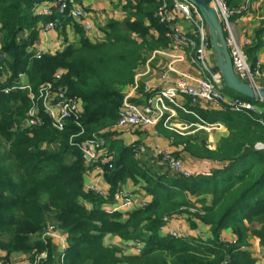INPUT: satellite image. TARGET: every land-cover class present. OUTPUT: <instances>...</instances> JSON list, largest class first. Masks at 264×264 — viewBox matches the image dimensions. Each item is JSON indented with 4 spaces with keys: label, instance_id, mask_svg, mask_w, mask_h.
<instances>
[{
    "label": "trees",
    "instance_id": "1",
    "mask_svg": "<svg viewBox=\"0 0 264 264\" xmlns=\"http://www.w3.org/2000/svg\"><path fill=\"white\" fill-rule=\"evenodd\" d=\"M47 1L51 0H0V41L11 76L25 73L33 90L60 73L58 84L69 97L81 101L82 132L70 124L62 131L53 130L46 119L40 128L22 129L19 125L29 107L26 92L0 93V249L7 254L41 250L43 245L33 233L55 224L67 235L64 264H256L244 248V239L249 232L264 250V152L254 148L257 142H264V102L252 101L257 110L248 112L206 111L185 104L205 122L222 123L228 131L214 150L196 145L189 148L222 165L209 175L188 179L167 173L149 176L122 141L110 142L108 152L115 158L105 176L111 190L130 178L142 183L152 200L124 220H119L118 212L105 214L97 196L83 190L86 167L76 144L90 137L117 135L113 126L144 54L168 47L166 26L154 16L157 2L125 0V17L106 22L101 42H90L77 22L64 19L63 26L80 27L78 42L36 59L37 22L47 18L37 14L35 6ZM225 3L233 15L244 0ZM259 48L258 44L244 48L251 65ZM134 90L147 94L139 84ZM71 136L74 145L69 143ZM166 187L170 192L163 191ZM186 193L211 197L195 216L211 229L212 238H155L162 215L180 206L191 207L184 201ZM177 194L180 201H171ZM251 223L257 227L249 230ZM143 224L149 235L140 254L126 255L117 247L104 245L105 235L129 239ZM225 228L237 236L236 243L219 240ZM49 250L48 264H56Z\"/></svg>",
    "mask_w": 264,
    "mask_h": 264
},
{
    "label": "built area",
    "instance_id": "2",
    "mask_svg": "<svg viewBox=\"0 0 264 264\" xmlns=\"http://www.w3.org/2000/svg\"><path fill=\"white\" fill-rule=\"evenodd\" d=\"M152 1L157 2L154 16L158 23L166 26L165 36L169 40L166 49L155 50L153 53L162 52L168 55L172 59L169 64L170 70H173L172 64L174 63H189L196 69V75L176 72L177 75L170 84L153 92L150 88H145L147 94L141 104L130 102L128 96H125L113 128L122 131L137 126L150 127L160 121L166 122L174 115V107L185 114H192L190 109L179 102L180 99H186L190 107L200 105L206 111H254L255 107L251 102L239 97L227 99L228 97L222 92L223 85L219 72L217 70L213 73L212 68H215V65L210 64L213 60V53L209 44L208 32L197 9L187 0ZM204 1L214 9L220 21L235 75L241 82L257 87L251 83L261 76L260 69L263 64L256 60L251 65L248 61L244 51L247 42L242 43L234 32V22L231 21L232 11L227 9L224 0ZM244 7L243 5L238 12L244 10ZM35 11L47 18L45 22L42 21L38 25V35L45 39L46 44L35 50L34 58L36 59L44 54L53 55L63 49L62 46L59 48L49 46L46 38L47 34L52 32L53 28L61 24L64 19L76 21L87 38L92 37L91 35L95 32L87 13L73 0H51L40 3L35 6ZM182 24H185L188 29L185 30ZM99 34L98 42H101L104 39V32L100 31ZM60 77L59 72L55 73L52 81H47L33 90L25 73H18L14 78L11 76L7 65V55L0 45V93L24 91L29 101V107L24 119L20 122V128H40L46 119L48 126L53 130L62 131L69 124L81 129V101L67 95L66 88L58 84ZM135 88L136 83L132 86V90ZM81 132L82 129L79 134ZM72 138L73 136L70 137L69 143L74 145ZM103 143L104 138L90 137L76 145L87 169L90 167L89 170L100 173L103 165L111 160L109 152L108 154L101 152L102 149L105 150ZM254 148L264 151V144H255ZM152 151L160 163L166 165L174 174L183 178L190 176L183 161L174 157L173 152L168 148L154 145ZM86 191L105 200L100 209L108 215L114 212L127 213L145 207L150 202L149 198L137 202V195L122 191L108 196L105 190L92 184L86 187ZM169 234L171 238L180 237L171 231ZM36 240L43 245V249H33L27 254L19 252L7 254L0 250V264H48L49 249H52L56 264L65 263L66 238L54 224L43 226ZM142 249L143 246L138 244L132 247L131 254H140ZM262 260L264 262V255Z\"/></svg>",
    "mask_w": 264,
    "mask_h": 264
},
{
    "label": "rangeland",
    "instance_id": "3",
    "mask_svg": "<svg viewBox=\"0 0 264 264\" xmlns=\"http://www.w3.org/2000/svg\"><path fill=\"white\" fill-rule=\"evenodd\" d=\"M224 3H225V0H224ZM243 5L245 6L244 10H241L242 12H240V14H239V16H241V17H239L237 15L238 16L237 18H239V19L242 18V19L237 23L234 22L235 17L233 14L231 17V21L234 22V32H235L237 38L239 40H241L242 43L244 41L247 42V45L245 47H249V46L252 47L255 44H258L260 46L259 50L257 51V53L255 55L256 56H257V54L259 55V56H257V60L263 64V66L260 69L261 76L255 80H253V83H251V85L253 84L257 87H264V0H244ZM116 7H117V5H114V4H112V6H110L111 10H113ZM226 7L228 9L227 4H226ZM240 8H242V7H240ZM103 12L104 11H100L98 13L99 14L101 13L103 16L104 15ZM40 22L39 21L37 22V27L40 24ZM186 28H188V27H186ZM36 31L38 33L37 29H36ZM51 33H53V35H50ZM79 38H80V30H79L78 26H76L75 24H66L64 26L62 24H57L56 27L53 28V31L49 32L47 34L46 40H48L50 42L56 40L59 43V45H63V48H64V46L68 43L78 42ZM35 42H36V44L39 42V35H38V38L35 39ZM0 45L2 47L1 41H0ZM27 48H28V52H29V47H27ZM34 52H35V50H34ZM212 56H211V58H212ZM8 60H9V58H8ZM210 64L215 65V68H212L213 73L215 71H217L216 64L214 61V57H213V60L210 62ZM222 92L224 93V95L226 97H228L227 99H230L232 97H239V98L247 100L251 103H252V101L256 102L253 99H248V98H245L242 96H238L234 92H232V91H230L224 87L222 89ZM3 95H8V94H3ZM254 107H255V110H257V107L255 105H254ZM179 110L180 109L174 107V110H173L174 115L172 117H170L166 122L160 121L157 124L150 126V127L137 126V127L128 128V129H125L122 131H119L117 129L115 130L114 128H113V130L116 133H119L118 135L123 134L124 136H127V134H132V135H136L137 137L142 139L141 135L146 134L147 130L152 129V132L156 135V138H155L156 140L162 139V140H165L167 142L166 145H161L160 143H158L156 141L158 143L157 146H159V147L165 146L163 148H168V150L172 151L174 157H176V158L181 157L180 159L183 161L184 167L190 172L189 173L190 176L188 178H191L192 176H194V173L192 171H193V169H196V168H199L200 170L204 169V170L208 171L209 174H211L212 171L216 168V167L213 168V166H219L216 169L221 168L222 165L220 163L202 157V155H201V154H203L202 151H198L195 149H191L189 151V148H192L193 145H196V146H206L209 150H214L216 148L217 144L219 143V141L221 139H223L228 133L225 126L219 122H215V123H211V124L207 123L204 120H202V118H200V116L197 115V113H195V111H193V110H191L192 114H185V113L184 114L191 116L192 118H194V120H192L191 122H186V123L177 122L176 120H179L178 114H181L180 112H182L181 110L180 111ZM209 111H212V110H209ZM219 111H223V110H219ZM184 117L185 116H183V118ZM114 137L117 138V136H113V137L110 136L106 139V138H104V136H100L101 139L104 138L103 145L105 146V150L103 151V149H102V151H101L102 154H104V152L106 154H108L107 153L108 152V145L110 144V142L115 140ZM153 142H154V138H153ZM258 143L264 144V142H257L256 144H258ZM152 153H153L152 150L149 151L146 148H143L142 151L139 153V160H141V162L144 161L147 166H150L153 168L152 162H155V160H154L155 158L152 156ZM114 158H115V155H114V153H112L111 160L106 165L107 168L105 169V167H104V169L103 168L101 169L100 173L102 174L103 178H106V176H105L106 170L110 169V167L112 166ZM164 166L168 170H170L166 165H164ZM89 169H90V167H88V169L86 167L85 175H86V172L88 173ZM144 172L146 173L148 171L145 170ZM170 172H172V171L170 170ZM164 174H166V173H164ZM188 178H185V179H188ZM91 184H92L91 182L88 183V182L84 181L83 182V190L87 193H92L90 191H86V187L88 185H91ZM92 185H96V184H92ZM162 189L165 193L170 192L169 187L162 188ZM117 191H119V190H114L113 192L115 193ZM172 191H174V190L172 189ZM105 193L108 194V196L111 195L110 191H105ZM124 193H126V192H124ZM92 195L97 196L98 202L100 201V203H99V207H100L101 204L105 200L98 197V195H95L94 193H92ZM135 195H137V202H141V201L146 200V198H148L147 196L150 195V192H149V190L142 188L139 190V193L135 194ZM185 196L186 197H185L184 201L188 202L191 207L180 206L178 209L174 210V212H171V213L166 214V215H162L160 217L159 222H158V228L154 232L155 238H159V239L171 238L170 234H169L170 231L176 233L177 236H180L177 238H172L174 240L187 238L189 236L199 237L200 239H204V240H208V239L212 238L211 229L209 227H206L205 225H202L200 223V221L195 216V214L197 213V210L199 208L204 207V204L210 203V201H211L210 196L204 195L205 197L203 196V198H201V196L200 197H193L190 193H186ZM180 199H181L180 195L177 194V195L172 197L171 201L177 202V201H180ZM132 211H134V210H132ZM132 211H129L127 213L121 212L120 213L121 217L119 216V220H124V218L126 216H128L130 213H132ZM198 214L200 215L199 212H198ZM191 221L193 223H190ZM166 224H167V226H165ZM145 225L146 224L141 225L139 230L136 233H134L133 236L130 237L129 239L123 240V239L118 237L120 239V242L117 243V246H113V247L119 248L122 254L126 249H127V251L131 252L132 247H135L138 244L142 245L144 248L145 240H146L147 236L149 235V233L147 232V230L145 228L146 227ZM54 226L58 230H60L59 227H57V225L54 224ZM255 227H257V225L254 223L248 224L249 230H252ZM40 230L37 233H33V237L35 239H36L37 234L40 232ZM60 231L64 234V236L66 238V236H67L66 233L62 230H60ZM109 235L117 237L113 234H109ZM219 240L223 244H228V243H233V242L236 243L237 236L230 230V228H225L220 233ZM244 241H245V243H244L245 244V246H244L245 250H247L248 252L251 253L252 257L256 261V264H264V262L262 260V256L264 255V250L259 245L258 240L252 234H250L248 232ZM66 242H67V240H66ZM110 247H112V246H110Z\"/></svg>",
    "mask_w": 264,
    "mask_h": 264
},
{
    "label": "crops",
    "instance_id": "4",
    "mask_svg": "<svg viewBox=\"0 0 264 264\" xmlns=\"http://www.w3.org/2000/svg\"><path fill=\"white\" fill-rule=\"evenodd\" d=\"M75 3L78 7L82 8L87 13L90 22L92 24V27L95 29V32L91 35L92 37H88V38L86 37L90 42H95V43L98 42L99 40L98 37H100L99 32L103 31V26L106 24L108 20L110 19L122 20L125 17V13L122 11V6L125 4L124 0H80L79 2H75ZM112 4L117 5V7L114 8L113 10H111L110 8ZM100 11H104L103 16L101 13L100 14L98 13ZM235 13L236 14H234L235 17L234 22L237 23L242 18L241 19L237 18L240 12L237 13L236 11ZM182 26L185 30L188 29L186 28L185 24H182ZM50 35H53V33H51ZM44 44H46L45 39L39 36V42L37 44L35 42L33 48L34 50H36L37 48H41ZM48 45L56 48H59L61 46L63 47V45H59V43L56 40L51 42L48 41ZM153 52L154 51L146 52L144 54L143 64L136 69L135 77H134L136 85L139 84L142 85L144 88H150V90L153 92L156 91L157 89H160L170 84L175 79L177 75L176 72L177 73L187 72L192 75H196V69L187 62L174 63L172 64L173 70H170L169 64L172 62V59L168 55L162 52L161 53H153ZM257 56L259 55L257 54ZM257 56H256V60H257ZM125 96H128L129 101L135 104H141L145 97L144 94L138 93L136 90H132V87L127 89V91L125 92ZM179 102L184 105L188 104V101L186 99H180ZM184 107H186V105ZM195 107L196 109L198 108L200 110L201 109L204 110V108L200 107V105L194 106L193 108ZM180 113L181 114H178L179 120H176L177 122L186 123L194 120V118H192L191 116L185 115L183 112ZM183 116L185 117L183 118ZM116 134L117 135L115 136H117V138L114 137L115 140L113 141L116 140L122 141L123 145L129 149V150L127 149L129 151L128 154L131 155L134 158V160H136L140 164L143 171L145 170L148 171L146 173L149 176L158 177L164 175V173H167L169 176L174 175V173L170 172V170H168L163 164L160 163V161L154 156L153 153L152 156L155 158L154 159L155 162H152L153 168L147 166L144 161L141 162V160H139V153L142 151L143 148H146L147 150L151 151L152 146L158 145V143H160L161 145L167 144L165 140L162 139L156 140L155 139L156 135L152 132V129L147 130L146 134L144 135L142 134L141 135L142 139L132 134H127V136H124L123 134L118 135L119 133ZM153 138H154V142H153ZM161 147H165V146H161ZM215 167L217 168L219 166H213V168ZM192 172L194 173V176L209 175L208 171L204 169L200 170L199 168L193 169ZM84 181L88 183L91 182L92 184H96L98 188L103 189L105 191H110V192L112 191L111 195L114 194L113 192L114 190H119L126 193L138 194L139 190L142 189L141 187L143 186L142 183H138L130 178H127L124 182L117 184L114 190H111V186L107 183L106 178H103L101 173L95 172L93 170H88V173L86 172L83 182ZM203 196L204 195H202L201 198H203ZM147 197L150 199L149 196ZM119 242L120 239L118 237H114L109 234L105 235V237L103 238V243L105 246H112V247L117 246V243ZM123 254L128 255L131 254V252L127 251L126 249L123 252Z\"/></svg>",
    "mask_w": 264,
    "mask_h": 264
},
{
    "label": "water",
    "instance_id": "5",
    "mask_svg": "<svg viewBox=\"0 0 264 264\" xmlns=\"http://www.w3.org/2000/svg\"><path fill=\"white\" fill-rule=\"evenodd\" d=\"M187 1L197 9L206 26L209 44L223 87L238 96L264 102V87L250 86L247 83L241 82L235 75L222 26L214 9L204 0Z\"/></svg>",
    "mask_w": 264,
    "mask_h": 264
},
{
    "label": "bare ground",
    "instance_id": "6",
    "mask_svg": "<svg viewBox=\"0 0 264 264\" xmlns=\"http://www.w3.org/2000/svg\"><path fill=\"white\" fill-rule=\"evenodd\" d=\"M223 85V84H222Z\"/></svg>",
    "mask_w": 264,
    "mask_h": 264
}]
</instances>
